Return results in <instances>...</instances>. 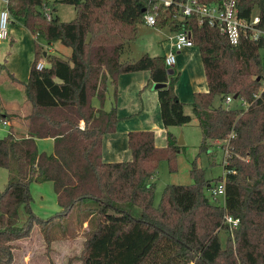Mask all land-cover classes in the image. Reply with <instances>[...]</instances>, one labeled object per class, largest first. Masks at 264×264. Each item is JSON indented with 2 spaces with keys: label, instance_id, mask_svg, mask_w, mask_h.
<instances>
[{
  "label": "trees",
  "instance_id": "1",
  "mask_svg": "<svg viewBox=\"0 0 264 264\" xmlns=\"http://www.w3.org/2000/svg\"><path fill=\"white\" fill-rule=\"evenodd\" d=\"M157 1L8 0L11 16L22 18L36 40L28 80L7 69L0 77V83L9 79L21 87L26 109L24 114L1 110L0 94V117L28 126L25 137L17 138L12 130L0 137V166L9 174L0 189V264H13L17 242L37 225L49 248L57 237L51 226L73 212L77 225L87 222L88 227L82 252L72 257L81 264H264V36L247 34L233 44L218 25L200 22L198 13L183 15L180 0L170 6ZM58 2L72 4L75 18L61 20ZM237 3L241 17L258 15V26L264 28V0ZM46 5L54 14L51 20ZM148 11L157 12L156 28L189 30L201 51L208 90L194 93L192 114L175 90L177 76L168 73L165 55L125 56ZM41 37L48 45L60 40L72 48L71 55L46 53ZM41 58L48 63L38 69ZM144 69L162 84L158 97L164 125L196 118L200 149L215 142L224 151L225 172L213 185L194 161V182L167 184L158 205L152 178L160 161H173L180 150L173 132L166 145L158 146L154 130L130 131V160L106 161L102 153L104 135L115 131L120 120L116 107H105L107 92L120 74ZM235 94L240 105L214 104L216 96L223 101ZM46 137L54 139L51 152L38 147L37 138ZM46 181L53 183L59 209L43 218L33 209L31 185ZM222 181L225 200L220 204L205 187ZM227 216L238 218V225ZM65 232L63 227L62 235L70 236Z\"/></svg>",
  "mask_w": 264,
  "mask_h": 264
},
{
  "label": "crops",
  "instance_id": "2",
  "mask_svg": "<svg viewBox=\"0 0 264 264\" xmlns=\"http://www.w3.org/2000/svg\"><path fill=\"white\" fill-rule=\"evenodd\" d=\"M1 6L2 3L0 1V8ZM148 26L158 30L154 26ZM10 30L11 34L9 38L0 41V77L6 74L7 69L17 79L27 81L35 57V35L25 26L22 18L12 17ZM158 31H160L162 37L164 38L161 43L164 45L165 55L171 47L172 37L175 35L176 31L168 29ZM132 46L133 45H131V52L129 51V54L127 53L125 56H140L141 54H132ZM45 49L46 53H55L52 43L49 45L46 44ZM143 53H149V51L147 50ZM70 55L63 57H69ZM20 56L24 57L23 61L18 60ZM41 59H43L45 63H48L44 58ZM3 65L5 66L2 67ZM174 67H178L177 69H179L178 72L174 68V74L177 76L175 90L184 103H189L190 106H192L194 93L196 91L208 90L205 67L199 47L194 45L186 47L178 52L177 61ZM2 71L4 73H1ZM185 73H189V76H187L188 79H186L187 81H185V83L179 82V77ZM184 76L185 75H183L182 78H184ZM6 83L14 86L16 84L9 79H4L0 83V88L3 89L5 86L4 84ZM156 84L157 82H154L151 79L150 70L144 69L122 73L118 77L116 84L110 86L106 96L105 107L106 109L116 107L117 115L120 120L117 124L116 130L105 134L103 137L102 153L103 158L106 161H125L132 158V151L129 147L128 141L129 132L132 130H154L155 142L158 146H164L167 144L169 131L173 132L177 136L174 126L166 127L163 123L158 97L159 87L157 88ZM19 88L21 91L15 93L14 98H1V107L3 111L20 110L23 114L26 112L25 98L20 86ZM185 111L189 113V111ZM0 123L3 125V127L0 126V137L5 136L11 130L17 138L28 135V126L18 118L9 119L8 123L5 124L3 119L0 117ZM37 144L40 150L51 152L54 148V139L52 137L37 138ZM31 191L34 198L32 202L33 209L43 218L51 216L59 209V204L57 202L52 182H34L31 185ZM85 224H87V222L84 223V226ZM60 237L65 236L60 235ZM65 238H70V236L67 235ZM24 241H26V238L17 242L18 247L15 249V259L13 264H31V254L25 253L26 251L20 255L22 256L20 261L17 259V252L24 250L22 245V242ZM67 241L70 242L69 239H67ZM51 252H53V250ZM49 264L52 263L49 262ZM56 264H59V262H56Z\"/></svg>",
  "mask_w": 264,
  "mask_h": 264
},
{
  "label": "rangeland",
  "instance_id": "3",
  "mask_svg": "<svg viewBox=\"0 0 264 264\" xmlns=\"http://www.w3.org/2000/svg\"><path fill=\"white\" fill-rule=\"evenodd\" d=\"M1 1V0H0ZM50 4L54 0H48ZM57 12L62 20L70 21L75 18L76 10L72 4L69 3H57ZM155 27V26H154ZM158 30L164 28L157 27ZM152 28L146 24H141L139 27V34L136 39L132 42L133 55L142 54L145 51H149L150 54L164 55L165 49L161 41L163 37L160 31ZM167 30V29H165ZM39 41L43 44H48L44 38H39ZM54 47V52L61 56H68L72 52V48L60 40H56L52 43ZM260 56L262 59V66L264 68V46L260 48ZM18 60L23 61L24 57L20 56ZM176 64V63H175ZM177 71L178 67H173ZM4 71V70H3ZM1 73H4V72ZM176 71V72H177ZM179 72V71H178ZM177 72V74H178ZM184 76V78H182ZM179 77V82L185 83L187 81V76L189 73L183 74ZM4 88H0V93L2 99L5 97L14 98L15 93L21 91L19 86L15 84H4ZM227 105L225 100H221L220 96H216L214 99V104ZM232 105H240L242 102L238 98H234ZM185 110L189 111L190 114L193 113L192 106L189 103H185ZM1 110L2 107H1ZM0 126L3 125L0 123ZM177 133L178 140L183 137V143H181L180 150L176 154L175 159L170 162L168 158H164L160 161L158 170L155 176L152 178L154 182V204L158 205L161 201L164 188L167 184H191L194 179L191 175V168L193 167V162L196 161L203 169L204 176L208 183L214 184L220 177L224 175V151L219 144L213 142L209 149L201 150L200 144L202 141L201 129L198 125L196 118L190 123L174 126ZM8 170L5 167L0 166V189H4L8 182ZM206 195L214 202L223 204L224 195H215L210 187H205ZM78 217L76 213H72L68 217H63L58 220L56 225L51 226L52 234L56 235L54 242H50L49 248L44 240L43 229L40 226H35L32 231L31 236L26 238V241L22 242V251L17 252V259L20 261L22 259V253L31 254V264H81V260L74 259L75 255L82 252L84 247V241L87 237V224L85 226L77 225ZM67 231L65 233L70 234V242L67 241L65 237H60L62 229ZM65 240V241H64ZM27 249V250H26ZM53 250V252H51ZM65 251V252H62ZM56 252V253H54ZM20 253V254H19ZM34 253V254H33ZM63 253V254H62Z\"/></svg>",
  "mask_w": 264,
  "mask_h": 264
},
{
  "label": "built area",
  "instance_id": "4",
  "mask_svg": "<svg viewBox=\"0 0 264 264\" xmlns=\"http://www.w3.org/2000/svg\"><path fill=\"white\" fill-rule=\"evenodd\" d=\"M159 1V2H158ZM157 3H161L166 6H170L175 0H158ZM2 6L0 8V41L6 40L11 34L10 25L12 16L8 7V0H1ZM180 11L183 15H191L192 13H198L200 15V22L205 19L211 25H218L222 33H224L231 43L237 44L241 40L242 36L250 35L253 39H259L264 36V28L258 26L260 21L258 15H254L252 19H245L239 15V7L237 0H221V2L204 3L200 0H180ZM44 13L47 19L53 18V12L50 5L44 7ZM157 20V12L148 11L145 15V23L151 26H155ZM194 40L192 34L187 29L177 30L172 37V43L170 49L165 54V62L167 67H174L177 61V53L186 47L194 46ZM45 66V61L40 59L36 67L42 69ZM234 100L233 95H228L225 98L227 103ZM7 124L8 121L4 120ZM213 194L224 195L225 185L222 181L217 187L213 188ZM227 220L232 225H238V218L227 216Z\"/></svg>",
  "mask_w": 264,
  "mask_h": 264
},
{
  "label": "water",
  "instance_id": "5",
  "mask_svg": "<svg viewBox=\"0 0 264 264\" xmlns=\"http://www.w3.org/2000/svg\"><path fill=\"white\" fill-rule=\"evenodd\" d=\"M45 54H46V53H45ZM168 73L171 74V75H173V74L175 73L174 68H173V67L169 68V69H168ZM160 86H161V83H157V84H156V87H157V88L160 87ZM234 97L237 98L238 95L235 94ZM178 142H179V143H183V142H184V141H183V137H180L179 140H178Z\"/></svg>",
  "mask_w": 264,
  "mask_h": 264
}]
</instances>
